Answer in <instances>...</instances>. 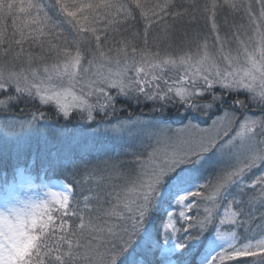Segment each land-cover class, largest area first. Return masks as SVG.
Masks as SVG:
<instances>
[{
	"label": "snow or ice",
	"instance_id": "6c2138e0",
	"mask_svg": "<svg viewBox=\"0 0 264 264\" xmlns=\"http://www.w3.org/2000/svg\"><path fill=\"white\" fill-rule=\"evenodd\" d=\"M130 2L145 26L128 36L126 23L135 18L127 0H55L51 7L43 0H0V106L27 97L54 104L65 119L73 113L90 123L98 114L115 117L105 131L134 141L124 153L128 159L73 176L90 195L77 199L73 185L64 184L49 188L46 199L0 210V264H194L193 249L205 242L199 264L245 257L252 259L241 264H264V235L238 236L253 207L264 209V173L245 179L264 165V0ZM218 9L242 13L247 24L225 20L235 31L222 34ZM197 11L212 40L197 35L193 49L186 47L187 32L177 37L176 24L189 15L194 21ZM154 26L158 32L150 38ZM242 93L260 109L259 118L233 111L246 109ZM117 97L150 101L159 113L175 101L183 108L180 124L120 118ZM44 119L34 113L27 125ZM165 196L182 207L183 223L177 227L176 214L165 213L161 240L149 213ZM255 219L264 227V211ZM179 233L181 240L171 242Z\"/></svg>",
	"mask_w": 264,
	"mask_h": 264
},
{
	"label": "trees",
	"instance_id": "16d2710c",
	"mask_svg": "<svg viewBox=\"0 0 264 264\" xmlns=\"http://www.w3.org/2000/svg\"><path fill=\"white\" fill-rule=\"evenodd\" d=\"M43 2L48 5L49 7H51L55 0H43ZM127 2L130 4V10L132 12V15L135 19H129L126 23V26L128 27V32L125 33V35L131 36V33L133 31L136 32H141L143 31L144 28V20L143 18L140 16V10L138 8L135 7L134 4H131L130 0H127ZM142 2H144V0H142ZM152 2H155V0H152ZM179 3L187 6L191 0H178ZM195 2L197 4H203L206 2V0H195ZM255 5V3L253 4V6ZM189 13H192V10L189 9ZM50 14H53L50 12ZM195 15V20L193 21L191 18V15L184 17L182 20L178 21L176 24V28H177V37L178 38H182V33L183 32H187V38L189 40H191V44L188 45L190 46H195V37L197 35L199 36H207L209 31L208 29H206V22L205 19L203 18V15L197 11L194 13ZM227 17L228 20V24L230 26V24L232 22L236 23L238 21H241V19L244 17L242 13H235L233 14L230 10L228 9H218L217 10V16L216 19L218 20L219 18H225ZM11 22L9 21V24ZM65 31L67 33V26L65 25ZM158 32V28L156 26H154L151 30H150V38L153 34ZM186 46V47H188ZM33 51H38V49H33ZM73 51H75V49H73ZM9 91H11V89H9ZM226 95V94H225ZM244 98V97H243ZM241 97V95L239 96V99L244 100L247 104L246 109H236L234 108L233 111H236L237 115L241 114L242 112L247 114L248 116H251L252 113L256 114L253 115L254 117L257 116V114L261 115L260 109L258 108L256 111L253 112L252 106L249 105V103H247V100L243 99ZM230 100H232V97H230ZM124 101V102H123ZM122 103V104H121ZM121 103H117V107L119 108L120 106H123L124 110L123 111H119L118 112V116L120 118H126L130 115H135V116H139L141 118H152L151 114L145 113L148 112L150 113V111H152L151 108V104H149L148 102H142L140 104H136L133 102H129L127 100H122ZM225 107H227V105H225ZM250 110V111H249ZM38 112H43V113H50L49 116L51 117L52 120L48 121V122H43L40 120L35 121L34 123L36 124V132L37 131H42V132H47V137L50 138V142L48 144H46V142H40L39 140L35 141L33 143V147H32V151L30 153V157H31V163L33 162V156H35L34 154H38V155H44L42 157V161L38 163V167L37 168H33L32 170L30 169V173H34L35 177L37 178H43L44 177H48L47 175L51 173H53V177L55 178H61L64 181L68 182V184H72L73 185V190L74 193L77 197V199H82V196L84 194H88L90 195L89 192H87L86 190L81 192V189L79 187V185L75 184L73 179L68 177L67 172L63 173H56L54 174L53 170H50L49 168H51L52 166L56 165L57 161H52L51 158H49V156H53L54 153L59 150L58 148L60 146L63 145L61 138L58 137H53V133L55 130H59V132H67L68 136H70V133H73L71 131L75 130V131H79V132H86V130H89L91 127H79L74 123H70L68 125H64L61 126L59 125L56 121H59V116L55 115V114H51V110L49 107L45 106V105H41L39 104L38 101L32 100L30 98L24 97L21 99V101L19 103H13L11 104L9 107H3L0 106V120L3 121H7L5 120L7 117H12L16 120H18L21 124L24 121H31L32 120V116L34 113H38ZM178 112V109L175 106H169L168 107V111L166 112V114L168 115V117H174V115ZM115 118V117H113ZM153 120H157L158 118H152ZM176 120L174 119H166L168 123H172L176 126H179L180 121L179 118H176ZM113 121V120H112ZM112 124L113 122H106V118L105 117H101V114L97 115V120H96V124H94V126L91 129H98L101 128L103 126H105L106 124ZM204 126V125H202ZM79 127V128H78ZM129 137L122 135L121 136H115L113 135V138H110L111 141L110 143L113 144H119L118 147H116L117 149H119L120 152H124V151H128L129 150V145L130 143L126 142V139H128ZM67 141H69V138L67 139ZM122 142V143H121ZM65 145V144H64ZM113 149H115V147H112ZM100 153V152H98ZM100 154H97L95 157L94 156H86L88 158H86L85 156H82L79 160V158L77 159H72V161H64L63 165H66V168L69 167H81L80 164L84 163V162H88L90 165L92 164L93 161L97 160V159H110L112 158L111 156V150L106 152V154L104 156H99ZM41 157V156H39ZM91 157V158H90ZM4 157H2L3 159ZM116 159L120 160V159H128L127 156L124 155V153L120 154L119 156L117 155L115 157ZM114 159V158H112ZM61 160H65L64 158H61ZM30 161L19 165L18 167L22 166V167H26L29 164ZM79 163V165H77V163ZM13 166L15 164H12ZM52 165V166H51ZM77 165V166H76ZM21 167V168H22ZM49 169L50 171L46 170ZM260 169V168H259ZM21 173L19 171L13 170L11 168V163L8 160L3 159V161L1 160L0 157V180H2L3 183H9L8 181H10L9 179L11 178V176L16 175ZM85 174V172L82 170L81 173L78 172V176H81ZM209 173H205V175L207 176ZM48 179V178H47ZM201 182H203V178L201 179ZM5 185V184H4ZM194 202L196 200H198V198H193ZM182 208L177 207L174 205L173 201L170 200L167 196H165L163 198L162 201H157L154 203L153 207L150 209V213H149V218L150 220L153 222V225L155 228L160 229V237L161 240L163 239V228H162V218H163V222H166V215L165 213L170 212L173 214H176V219H177V227L180 226L181 223H183L182 221L179 220L178 217V213L179 211H181ZM201 214H203V209H200ZM221 211V209H220ZM264 211V209H253L252 210V215H253V219H249L245 225V227L243 229H239L238 231V236L240 238L243 237H249V238H261L262 235H264V227H258V225L261 223L258 219H255L256 217H259V215L261 214V212ZM189 215H194L195 214V209H193V212L188 213ZM213 223H216V221H213ZM217 226H219L217 224ZM192 231V230H190ZM209 232L211 231V225L209 226ZM183 233H179V234H172L170 235V240L173 243L179 242L181 240V238L183 237ZM193 235H195V233L193 232ZM204 235H208V233H204L202 234V237ZM191 243H195V241L190 242L189 243V247H191ZM206 242L204 243L203 246H201L200 243H196V248L193 249V254L190 257V259L194 260V264H199V260H200V255H202L205 251L206 248ZM179 251V249H178ZM252 258H241L238 261H234L232 262V264H241V261L243 260H251Z\"/></svg>",
	"mask_w": 264,
	"mask_h": 264
},
{
	"label": "rangeland",
	"instance_id": "374dc122",
	"mask_svg": "<svg viewBox=\"0 0 264 264\" xmlns=\"http://www.w3.org/2000/svg\"><path fill=\"white\" fill-rule=\"evenodd\" d=\"M254 11L258 12V5L255 4L253 6ZM227 20V17L225 18H219L217 20V22L219 24H221V31L222 34H224V32L228 31H235L234 27L231 28H226L224 27V21ZM228 22V20H227ZM247 24V18L243 17L241 19V21H238L236 23L232 22L230 24L231 25H240V24ZM206 29L209 30L210 28V24L206 23ZM229 25V24H228ZM208 33V39L211 42L212 37L209 33V31H207ZM188 46V45H186ZM189 47V46H188ZM191 48H195L194 44L193 46H190ZM230 47L233 48V50L236 48V45L233 43L232 45H230ZM38 66V64H37ZM42 71V70H41ZM173 73L168 72L166 73V76L168 75H172ZM169 83H171V81H169ZM113 95H116L115 90H111ZM217 92L219 93V89L217 88ZM226 94V93H225ZM227 95V94H226ZM241 97L245 100L248 101V96L245 94H241ZM122 100H127L125 98L122 97H117V103H121ZM129 101V100H127ZM229 103H231L230 97L228 98ZM124 102V101H123ZM130 102V101H129ZM149 104H151V108L153 107L152 102H148ZM122 104V103H121ZM175 106L178 111L182 112L183 108L180 104L175 103V101H173V103H170L169 106ZM250 106L254 107L252 108L253 112L256 111L258 109V107H256L255 105L249 103ZM47 107L50 108L51 110V114H55L58 115L56 107L54 104H50V105H45ZM168 106V107H169ZM239 109V108H236ZM240 110V109H239ZM242 110V109H241ZM250 111V110H249ZM148 114H151V116L157 117L159 121L160 118L163 119H174L177 121L176 118H179L177 116V113L174 115V117H168V115L166 113H159V112H154V111H150V113L145 112ZM50 113H45V119L43 120V122H48L51 119V117L49 116ZM100 115V114H99ZM253 114L249 117H254ZM59 116V115H58ZM101 117H104L103 114H101ZM256 118L260 117V114H257V116H255ZM59 121H56L59 125L64 126V125H68L70 123H74L79 127H93L94 124H96L95 122H88L86 120H81L79 118V114L78 113H73V115L70 118H63L61 116H59ZM116 118L113 117H107L106 118V122H114ZM5 120L7 121H3L0 120V157L1 160L3 161V159L8 160L11 163V168L13 170L19 171L21 170V173L16 174L11 176V178L9 179L10 181H8L9 183H3L2 180H0V210H3L5 208L6 205L9 204H17L19 205L20 201H27V200H41V199H46V192L49 188H51L52 190H60L62 189V186L64 184H68V182L64 181L61 178H55L53 177V173L50 172V174H48V177H44L42 178H37L35 177L34 173H30V169L32 170L33 168H37L38 167V163L42 161V155H38V154H34L35 156H33V162L31 163V157H30V153L32 151V147H33V143L37 140H39L40 142H46V144H48L50 142V138L47 137V132H42L37 131L36 132V124L32 123L30 126L27 125L28 121H24L23 124H25L24 127H20L21 123L10 117H7ZM113 120V121H112ZM172 124V123H171ZM173 126H176L174 124H172ZM112 124L108 123L105 126L98 128V129H89L86 130V132H79V131H71L73 133H70V136H68L67 132H59V130H55L53 133V137H58L61 138V141L63 143L62 146H60L53 156H49V158H51L52 161H57L56 165L52 166L51 168H49L50 170L54 171V174L58 173H63L67 172L66 175H68V177L73 179V176H75V178L78 180L80 179V176H78V172L81 173L82 170L86 173L88 170L95 168L97 166H102L103 162L105 161H111V160H118L115 157L124 152H120L119 149H117L116 147L119 146V144L115 143H110L111 139L113 138V135L115 136H121L122 134L119 133H114L111 130L109 131H105V129H111ZM78 127V128H79ZM69 138V141H67V139ZM127 143L133 144L134 141L130 138L126 139ZM122 143V142H121ZM65 144V145H64ZM112 147H115V149H113ZM111 150V156L112 158L110 159H97L95 161L92 162V164L90 165L88 162H84L81 165V167H69L66 168V165H63L64 161H72V159H77L82 157V156H94L95 157L97 154H100L101 156H104L106 154V152ZM100 152V153H98ZM99 155V156H100ZM41 156V157H39ZM85 156V157H86ZM2 157H4L2 159ZM61 158H64L65 160H61ZM88 158V157H86ZM91 158V157H90ZM74 159V160H75ZM123 160V159H120ZM29 162V164L26 167H18L19 165H22L26 162ZM77 163V162H76ZM12 164H15L14 166ZM77 165H79V163H77ZM76 165V166H77ZM22 167V168H21ZM260 168V169H259ZM49 169H46L48 171H50ZM261 173H264V165H261L259 167L254 168L250 173L246 174L245 179L247 181H251L252 179H255L257 176H259ZM48 178V179H47ZM2 182V183H1ZM5 184V185H4ZM94 186V183L91 185ZM167 191V190H165ZM84 195H88V194H84ZM193 200V198H190ZM173 201V200H172ZM194 201V200H193ZM174 205L177 207L182 208L181 206H178L175 201H173ZM187 203V201H186ZM221 212H223V205L221 206ZM253 209H257L256 207H253ZM222 230H229L228 226H225L224 228H222ZM206 248H207V244H206ZM205 248V251H206Z\"/></svg>",
	"mask_w": 264,
	"mask_h": 264
}]
</instances>
